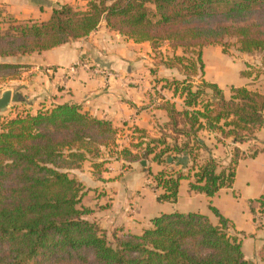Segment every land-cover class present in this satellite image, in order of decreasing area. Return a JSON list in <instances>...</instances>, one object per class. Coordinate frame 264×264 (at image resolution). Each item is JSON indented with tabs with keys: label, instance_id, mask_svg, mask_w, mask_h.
<instances>
[{
	"label": "trees",
	"instance_id": "trees-1",
	"mask_svg": "<svg viewBox=\"0 0 264 264\" xmlns=\"http://www.w3.org/2000/svg\"><path fill=\"white\" fill-rule=\"evenodd\" d=\"M5 21L7 29H0V81L29 68L4 59L84 38L102 22L136 43H149L155 52L163 43L180 49L181 55L163 64L185 79L166 85L183 97L182 110L166 108L172 137L151 138L132 129L137 142L119 151L118 130L111 122L75 104L43 107L1 123L0 264H254L245 258L241 241L229 233L230 220L215 208L216 224L199 212L161 213L141 234L114 233L109 238L86 219L91 211L80 206L85 186L70 171L86 161L99 170L107 161L98 160L106 153L128 164L162 166L156 173L145 170L146 179L160 191L159 202L175 203L182 180L208 198L230 189L245 153L233 148L225 162L202 159L199 152L205 145L197 134L206 129L219 140L254 141L256 131L264 128V94L231 86L225 98L216 84L195 85L193 78L203 73L202 49L221 46L225 39H235L241 54H264V0H90L86 10L57 5L41 23L9 15ZM250 205L253 214L264 216V193ZM256 258L264 264V243Z\"/></svg>",
	"mask_w": 264,
	"mask_h": 264
},
{
	"label": "crops",
	"instance_id": "crops-1",
	"mask_svg": "<svg viewBox=\"0 0 264 264\" xmlns=\"http://www.w3.org/2000/svg\"><path fill=\"white\" fill-rule=\"evenodd\" d=\"M89 1L0 0L7 14L16 21L37 23L47 21L57 5L86 10ZM210 47L223 53L221 46L204 47L201 51L202 63L203 51ZM239 54L242 59L237 61L244 64L240 73L243 81L234 87H245L264 94V77L255 80V75L249 73L251 63L248 60L252 62V56ZM173 55H181V50L173 51L168 43H163L155 52L149 43H136L108 29L102 22L84 38L40 54L32 52L4 61L29 65L17 78L9 80L11 91L12 87L19 86L18 91L29 96V99L22 97L20 102L28 108L23 113L35 114L45 105H78L90 116L111 122L118 130L119 151L137 142V134H133L132 129L143 130L151 138H159L162 134L172 137L166 108L174 106L176 110H182L183 97L175 95L173 88H166V85L174 80L179 82L185 79L177 69L163 64ZM83 57L89 58L96 66L115 71L118 77L109 79L106 84L103 79L86 70H80L72 78L66 76L63 69ZM204 69L203 63V73L193 78L194 84L198 85L201 81L214 83L228 98L230 92L225 93L215 80L206 75ZM197 135L205 145L199 152L202 159L210 157L225 162L233 148L245 153L246 157L238 162L235 181L230 189H221L215 196L208 198L191 191L189 181L182 180L175 203L159 202L157 196L160 191L155 190L146 179L145 170L150 167L156 173L162 166L149 161L128 164L120 157L110 158L104 153L98 161L107 162L99 170L86 161L79 169L70 171V176L85 186L86 193L80 206L91 211L86 219L96 222L111 238L114 233L117 236L124 233L141 234L151 226V219L161 213L199 212L216 224L217 218L212 210L215 208L230 220L229 233L241 241L245 258L256 260V253L264 243V220L255 222L250 202L264 193V151H260L264 148V128L256 131L254 141L242 144L232 139L219 140L216 132L206 129ZM182 141L180 137L178 143ZM257 149V154L250 157V153ZM177 169L185 171L180 166Z\"/></svg>",
	"mask_w": 264,
	"mask_h": 264
},
{
	"label": "rangeland",
	"instance_id": "rangeland-1",
	"mask_svg": "<svg viewBox=\"0 0 264 264\" xmlns=\"http://www.w3.org/2000/svg\"><path fill=\"white\" fill-rule=\"evenodd\" d=\"M7 14L5 7L0 2V29L6 30L8 25L5 21ZM223 53L217 48H205L202 54V59L205 67V73L207 76L215 80L221 88L228 94L229 87L239 86L242 84L243 77L241 76V71L244 67V64L240 61L242 57L237 51L236 41L235 39H225L221 45ZM167 50H165L166 52ZM263 53H253L252 62L249 59L251 65H249V69L251 70L249 73H253L255 75V80H258L260 76L264 77V64L262 61ZM231 56V57H230ZM233 58V59H232ZM22 73V72H21ZM11 80V79H10ZM11 87L9 83V79L0 81V95L5 90H10ZM19 86L12 87L11 92H15L13 95V99L11 100L10 107L7 111L0 113V125L5 120L14 118L17 114H22L24 111H27L25 104H21L22 97L25 99L29 96L23 95L18 91ZM19 93V94H18ZM17 101H16V100ZM41 104V103H40ZM45 108H49L50 105H45ZM254 149V147H253ZM252 149V150H253ZM251 151V150H250ZM254 264H260V262L256 259L253 261Z\"/></svg>",
	"mask_w": 264,
	"mask_h": 264
},
{
	"label": "built area",
	"instance_id": "built-area-1",
	"mask_svg": "<svg viewBox=\"0 0 264 264\" xmlns=\"http://www.w3.org/2000/svg\"><path fill=\"white\" fill-rule=\"evenodd\" d=\"M63 70L65 75L69 76L70 78L75 77L80 70H86L92 73L93 76L103 79L106 84H108L109 79L118 77V74L115 71L96 66L87 57L81 58ZM228 155H230V151ZM253 217L257 223H260L262 220H264V216L260 213L254 214Z\"/></svg>",
	"mask_w": 264,
	"mask_h": 264
},
{
	"label": "water",
	"instance_id": "water-1",
	"mask_svg": "<svg viewBox=\"0 0 264 264\" xmlns=\"http://www.w3.org/2000/svg\"><path fill=\"white\" fill-rule=\"evenodd\" d=\"M13 94L10 90H5L0 95V113L8 110L10 107L11 100L13 99Z\"/></svg>",
	"mask_w": 264,
	"mask_h": 264
}]
</instances>
